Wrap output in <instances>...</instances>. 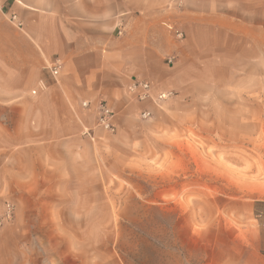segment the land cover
Returning <instances> with one entry per match:
<instances>
[{"label":"rangeland","instance_id":"obj_1","mask_svg":"<svg viewBox=\"0 0 264 264\" xmlns=\"http://www.w3.org/2000/svg\"><path fill=\"white\" fill-rule=\"evenodd\" d=\"M257 15L256 45L228 48L188 97L159 101L92 160L69 156L65 174L4 198L0 213L15 212L0 231L13 229L20 251H0V264H203V251H252L264 237Z\"/></svg>","mask_w":264,"mask_h":264},{"label":"crops","instance_id":"obj_2","mask_svg":"<svg viewBox=\"0 0 264 264\" xmlns=\"http://www.w3.org/2000/svg\"><path fill=\"white\" fill-rule=\"evenodd\" d=\"M259 11L264 0H0V210L9 195L65 174L69 156L83 163L107 147L100 101L114 112L110 139L123 137L140 113L158 110L159 100L135 99L133 81H148L154 99L186 98L228 48H253ZM11 230L0 231V251H20ZM259 241L252 251H203V264H264Z\"/></svg>","mask_w":264,"mask_h":264},{"label":"built area","instance_id":"obj_3","mask_svg":"<svg viewBox=\"0 0 264 264\" xmlns=\"http://www.w3.org/2000/svg\"><path fill=\"white\" fill-rule=\"evenodd\" d=\"M11 21L15 22L19 27L22 26L21 22L17 21V16L13 15L11 17ZM176 36L178 38H183L182 32H175ZM53 75H58L59 73V67L55 66L52 69ZM129 92L135 97L138 101H145V100H164L171 95H173L172 92H162L157 95V97L154 99L152 96V85L145 80H135L132 82V84L129 86ZM84 107H89L88 102L83 103ZM97 126L100 127L105 132L112 134L116 132V126L114 123V112L109 107V105L105 101H100L97 105ZM151 116V112L149 111H143L141 113V117L143 119L149 118ZM89 131L86 133L88 134ZM14 205L11 203H7L5 205L4 210L0 213V228H2L6 223L13 220L14 217Z\"/></svg>","mask_w":264,"mask_h":264}]
</instances>
